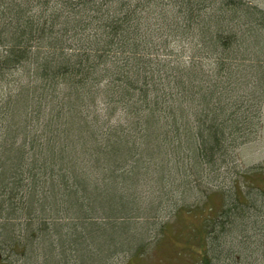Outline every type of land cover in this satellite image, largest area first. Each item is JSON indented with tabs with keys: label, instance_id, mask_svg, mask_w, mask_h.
Listing matches in <instances>:
<instances>
[{
	"label": "trees",
	"instance_id": "obj_1",
	"mask_svg": "<svg viewBox=\"0 0 264 264\" xmlns=\"http://www.w3.org/2000/svg\"><path fill=\"white\" fill-rule=\"evenodd\" d=\"M263 129L252 0H0V264L142 254L146 213Z\"/></svg>",
	"mask_w": 264,
	"mask_h": 264
},
{
	"label": "rangeland",
	"instance_id": "obj_2",
	"mask_svg": "<svg viewBox=\"0 0 264 264\" xmlns=\"http://www.w3.org/2000/svg\"><path fill=\"white\" fill-rule=\"evenodd\" d=\"M252 2L264 8L263 0ZM237 156L233 174L203 182L206 196L204 191L195 190L187 197L175 193L161 204L157 214L146 213L143 253L122 255L113 264H198V253L205 252L207 244L200 239L206 238L201 231L204 225L210 234L206 254L211 264H264V129L258 139L239 148ZM237 192L245 199L241 198L237 210H231L229 205L237 202ZM136 225L138 230L146 229ZM34 262L45 264L42 256ZM69 264L79 263L72 260Z\"/></svg>",
	"mask_w": 264,
	"mask_h": 264
}]
</instances>
